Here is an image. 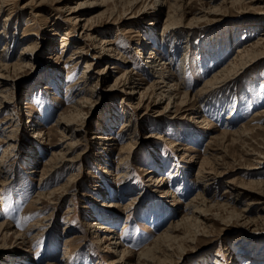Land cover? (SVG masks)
Instances as JSON below:
<instances>
[{"label": "rangeland", "instance_id": "374dc122", "mask_svg": "<svg viewBox=\"0 0 264 264\" xmlns=\"http://www.w3.org/2000/svg\"><path fill=\"white\" fill-rule=\"evenodd\" d=\"M12 1L10 10L8 6L4 11L0 9V60L8 54V61L14 62L26 44L35 48V60L21 73L9 69L19 79L10 89L11 94L5 101L7 107L0 108V131L7 126L2 122L10 114L14 124L13 147L8 149L1 166L7 169V175L5 184L0 186V225L8 226L6 235H0V264H114L117 257L109 248L115 243H120L119 250L130 251L128 263L136 264L137 254L153 244L171 221L185 214L189 217L195 207L201 209L205 219L198 217L197 226L190 220L174 234L175 243H167L173 250L170 264H248L250 255L264 252V118L253 117L264 109L263 55L224 90L212 92L208 102L192 99L190 111L177 105L176 109L163 111L168 100L163 98L156 104L150 86L154 77L142 69L145 62L143 57L138 58L136 50L144 47L154 30L155 40H150L153 51L161 61L169 59L174 50L173 37H166L163 43L157 36L164 26L166 7L156 20L151 15L153 0L133 3L122 0L113 17L108 18L112 1L101 5L102 0H88L89 4L97 5L68 14V8L74 9L85 0L58 3L45 0L41 8L34 10L37 15L32 18L30 10H20L29 0ZM202 2L206 1H175L180 10H172L175 14L170 13L171 20L174 18L178 23L192 18ZM221 2L216 0L211 5ZM181 4H187V15H181ZM142 6L147 10L139 15ZM262 7V3L254 8L245 3L228 5L191 24L192 34L176 43L173 57L175 70L187 49L183 89L188 97L227 64L234 50L246 40L245 36H248L246 42L252 43L264 34ZM8 11H12L10 18ZM129 12L134 15L122 16ZM6 18L9 19L7 27ZM66 18H92L89 23L93 22L96 30H85L82 22L76 25L66 22ZM53 30L57 35L51 38ZM67 31L71 33L69 46L61 50V36ZM89 33L92 37L98 36L101 42L111 40L119 53L117 61L93 59L99 52L90 47L91 40H84ZM26 35L29 37L24 40ZM75 48H82L80 52L85 56L62 64ZM144 48L145 53L147 47ZM210 59L214 60L213 66ZM87 63H92L86 71L88 84L81 79ZM106 66L114 68L106 80L97 81L96 73L103 72ZM128 71L141 83L135 90L137 94L132 96L117 93L112 87L117 78L125 81ZM49 77L51 80L47 82L45 79ZM38 83L45 85L46 90L41 85L37 87ZM75 88L88 90L84 93ZM80 100L81 107L76 104ZM60 114L74 118L84 129V133L72 138L79 144L69 157H78L39 180L51 153L63 152L65 142H59L63 134L70 137L69 133L62 134L55 128ZM228 116L232 119L226 121ZM202 118L205 122H198ZM234 131L239 133L232 134ZM35 132L40 133V138H34ZM221 132L228 135L223 137ZM97 136L111 141L96 140ZM126 144L132 148L120 155ZM5 148L6 144L0 141V156ZM199 164L204 172L202 182L197 174ZM70 175L72 179L65 186ZM1 176L3 181L4 175ZM155 178L166 179L169 195L151 181ZM228 182L233 187H243L239 189L242 196L237 200L229 198ZM98 189L108 195L103 199L95 193ZM52 191L56 193H48ZM197 193L200 198L186 210L185 206ZM38 194L43 196L36 202ZM102 200L113 206L101 211L106 220L99 222L114 232L98 233L101 242L96 243L97 233L88 230L86 224L96 219L95 206ZM153 204L159 208L155 217L150 215ZM155 218L161 222L157 226L153 222ZM38 220L42 222L36 230L28 229L30 223ZM193 232L196 236L190 235ZM192 237L194 240L189 243L183 242ZM66 248L68 258L62 263Z\"/></svg>", "mask_w": 264, "mask_h": 264}, {"label": "bare ground", "instance_id": "6f19581e", "mask_svg": "<svg viewBox=\"0 0 264 264\" xmlns=\"http://www.w3.org/2000/svg\"><path fill=\"white\" fill-rule=\"evenodd\" d=\"M43 1H45V0H29V1H27L26 3H24L20 7L21 8L20 10H22V11L30 10L29 14L33 18V17H35L37 15V13L35 15L34 10H38L39 7L42 5ZM59 1H61V0H55V2H57V3ZM110 1H112V5L110 7H108V10H107L108 12H110L108 14V18L109 17H113L114 10L116 9L117 4L121 3L122 0H102L101 5L104 4V3L110 2ZM170 1H172V0H153L152 4L154 5V7L153 6L152 7L154 8V12L151 13V15H152V17L154 19L157 20V19H159V16H161V14L163 13L162 12L163 8L164 7L167 8V10H166L167 11L166 12V18H165V21L163 23L164 26H162V30L160 31V34L157 35V36L160 38L159 40L161 42H163V43L166 42V40H165L166 37L167 38L173 37V41H174L173 42L174 43L173 53L172 54L170 53L168 55L169 59L166 60L165 62H163V61H161L159 59V57L153 51L152 44L150 42V40H153V41L155 40L154 38H155L156 34H155L154 30H151L153 32H151L149 34V36H148L149 38L144 42V47H147L146 52L145 53L143 52L144 49H145L143 47L141 50H136V53L138 54V58L143 57L142 61L145 62V66L142 67V69L146 73H148V75H152V77H154V80H153V82L151 83L150 86H152V88H153V93L152 94H154L156 96V101H157L156 104H159L160 101L164 98V100L167 99L168 102H167L166 106L164 107L163 111H167V109L170 110L173 107L176 109V105L180 106V109L185 107L184 111H190L191 110V103H192L191 100L192 99H195V102H198V103H200L202 101H205V100L207 101L208 99L211 98V93L212 92L216 93V91L218 92V91L224 90L223 88L224 87L226 88L228 86V84L233 79L237 78L240 75L241 72L243 73V72H245L244 70L248 69L249 67L254 66L255 65L254 61H257L258 59H260V55L264 56V34H262L261 37L259 36L258 39L255 42H252V43L246 42L248 36H245L246 40H243L244 42L241 43L240 47L234 50V54L228 59L227 64H224L218 71L214 72L209 79L205 80L204 83L194 92V94H192L193 96L191 98L187 96L188 95L187 92H185L184 89H183V88L186 87L184 85L183 81H184V77L186 75L185 65H186V60H187V56H188L187 49L185 50V52L183 53V55L179 59L177 68L175 70H173V68H174L173 66L175 65V59L173 57H174V54H176L175 52H176V49H177V46H176L177 44L176 43L178 41H180L181 39H184V37L187 40V37L192 34L193 30L191 28L192 27L191 24L193 22H197L199 20H202V19L206 18L207 16H211L213 13H215L217 11H221V9H223L224 7H226L228 5L230 7H233L234 5H240V4H244L245 3L246 5H249V7H253L254 8L255 5H257L259 3H262V6H263L262 7V9H263V13L262 14L264 15V0H243V1H237L236 0V1L229 2V3L226 2L225 0H222V2L217 4V5H211L216 0H205L206 2H202V6H200V8H198V11L196 12V14H194L195 16H193L192 18L187 19L185 21L182 20L181 22H178V23H177V21L174 18H173V20L176 21V23H174V21L171 20L172 19V16H171L172 13L171 12H173L174 10L176 11L177 9H179L180 5L179 6L175 5L176 4L175 1H177V0H173L172 3ZM131 2L133 3V2H136V1L135 0H131ZM131 2L128 1V3H131ZM12 3H13L12 0H0V9H1V11H4L6 6H8L7 9L10 10L11 9L10 5H12ZM95 5H97V4H95V3H90L89 4L88 0H85V2L79 4L74 9H69L68 8V14H72V13H75V12H80V10H83L86 7H93ZM186 7H187V4L186 5L185 4L184 5L181 4V8H182L181 9V12H182L181 15L182 16L187 15V13H188L186 11ZM110 8H112V9H110ZM141 9L142 10H140L138 12L139 15H143L144 13H146L147 9H146L145 6H142ZM11 12L8 11L7 17L9 16V18H10ZM127 15H130L129 17H132L134 15V13H133V15H132V12H129L127 14L125 13L124 15L122 14V16H127ZM181 15H179V16H181ZM79 17H81V16H79ZM8 20L9 19H7V18L4 20V22L6 23V27L9 25ZM91 20H92V18H90L88 20L80 19V18H74V19L66 18L65 19L66 22H70V23H73V24H76V25H79L82 22L83 23L82 27L85 30H89L91 32H95V30H96V27L94 26L95 24L93 22L89 23ZM171 21H173V22H171ZM126 32L132 33L133 30H126ZM51 33H52V34H50L51 38H53L54 36L57 35V33L54 30ZM6 34H7V32H5V35ZM29 35L24 36L23 37V38H25L24 40H27ZM70 39H71V33L70 32L67 31L64 34H62V36H61V45H60V49L61 50H64L67 46H69ZM84 40L86 42H87V40H91V42H90L91 44H89L90 47L92 46V49L98 50V52H99L98 55H93L92 56L93 59H107V60H110V61H117L118 58H116V56L119 53L116 51L115 46L113 45L111 40L110 41L102 40V42H101V40L98 38V36L92 37L90 35V33L88 35L85 34ZM48 42L51 43V40H49ZM188 44H189L188 41H186L185 42L186 48H188ZM34 49L35 48L32 46V44L23 45L22 50L19 53L18 58L14 62L8 61L9 58H10L8 56V54H4V55L1 56L0 69H2L4 71V72L0 71V108L1 109H4V108L7 107L6 102L8 100H6V99L9 96V94H11L10 89H11V87L14 86L15 81L19 79L17 74H13V73L11 74L9 69L10 70L17 69L16 71L18 73H21L25 69H28V67L30 65L29 63L35 60V56H33ZM80 50H83V49L80 48ZM80 50L78 48H75V50L72 53V56L68 57L66 60H62L61 61L62 64H67L69 62H75V60H77L78 58L84 57L85 56V55H83L84 52L83 51L80 52ZM78 54H80V55L78 56ZM211 63H214V60L210 59V65L213 66ZM142 64H144V63H142ZM91 65H92V63L85 64L84 71L82 73L83 75L81 76V79H84L85 83L88 82V80H87L88 75L86 74V71L91 67ZM104 68L105 69H104L103 72H97L96 73V80L97 81L103 82L104 80H106V76L108 77L110 75L111 70L114 67L106 66ZM107 70H109V71H107ZM251 70H252V68H251ZM130 73H131V71H128L126 73V76L128 78L126 77L125 81H123L122 78H117V79L114 80V83L112 84V87H114V89H115L114 91L115 92H117V93L118 92L126 93V94H128V96H132L133 94H137V93H135V90H138L140 88L141 83L140 82L137 83L135 81V79L132 77V75H130ZM45 80L48 82L49 80H51V78L49 77V78H46ZM81 82H83V80H81L79 83H81ZM76 84H78V83H76ZM39 85L43 86V88H41L42 90H46V86L45 85L38 83L37 87ZM86 89L87 88H84V89L82 88L80 90L79 88H75L76 91L84 92V93L87 92L88 89L87 90ZM126 89H128L130 91L126 92L125 91ZM85 90H86V92H85ZM141 96H142V93H140V97ZM81 100L83 101V99H81ZM81 100L76 102V104L79 107H81V103H82ZM8 103H11V102H8ZM83 107H85V106H83ZM174 112H176V111H174ZM234 112L236 113V108H235ZM192 114H194V113H192ZM10 115L4 118L2 123L3 124H7V126L4 127L0 131V136H2V139L0 141L2 143L6 144V148L3 150V152H2V154L0 156V177H2L1 175H4V177H3L4 180L0 181V186L1 187L5 184L6 175H7L5 173L7 169L6 168H1V166H4L3 162H4V159H5V156L7 154L8 149L10 150L13 147L12 146V143H13L12 141H14V139H13V133H14V126L13 125L14 124H13V122H11L12 119H13V116L11 117ZM77 115H80V112L77 113ZM253 117L256 120L263 119L264 118V109L261 110L260 112L254 113ZM231 119H232V116H228L226 118V121L227 120H231ZM198 122H205V119L202 118ZM27 123H32L31 125H33V122L27 121ZM55 125H56L55 128L59 129L62 134L64 132L69 133L70 137L68 138L65 134H63V139L61 141H59L60 143L65 142V146L63 147V150H62L63 152L59 151V152L51 153V157L49 158V160H47V162H45V164H44L45 166L41 170V175H40L39 180H41L46 175L47 176H51L52 173L55 172V170H57L59 167H61L64 162H66V163L67 162H75L76 158L78 157V155H77L75 157V159H74V158H71L69 156L72 153L73 149L76 148L78 146V144H79L78 140L74 142V141H72L73 140L72 138L75 137L77 134L84 133L83 132L84 129L82 128V126L79 125V124H76L74 122V118L69 117V116H62L61 114L59 115L58 119L56 120ZM234 133L237 134L239 132L234 131L232 134H234ZM33 134H34L33 135L34 138H36V139H37V137L40 138V136H41L40 133H38V132H35ZM221 134L220 135L224 137L227 134V132H225V133L221 132ZM46 137H47V135L45 136V138ZM97 139L101 140L102 142L111 141L110 138L109 139L108 138L104 139V138L99 137V136L96 137V140ZM30 140H32V138H30ZM131 148H132L131 144H126V147H124L121 151H119L120 155L122 153L129 152V150ZM107 152H109V151H107ZM124 158H126V156ZM200 164L202 165V162ZM200 164H199V169H198L197 174H198V178H200L199 179L200 182H202L201 180L204 179V177L202 176L204 172H202V170H201L202 168H200L202 166ZM147 174H150V172H147ZM71 179H72V175L68 176V178L66 179V184H64V185L66 186L67 183ZM155 179L151 180V181L156 183V186H159L160 188H162L164 190L163 193L165 195H169V191L167 190L166 179H164V178H155ZM205 181H206V179H205ZM250 182H252V181H250ZM230 183H232V182H230ZM228 185H230L229 182H228ZM230 186L231 187L229 189H230L231 192H230V195H229L230 197L229 198L237 200L240 196H242V193L239 191V189H243V187H233L232 184ZM54 191L48 192V193L49 194L50 193H52V194L56 193ZM97 192L102 195L103 199H104V197H106L108 195L107 193H105V190L98 189L97 191H95V193H97ZM226 192H228V191H225L224 193H226ZM42 196H40V194H38L35 201L37 202V200L41 199ZM199 196L200 195L198 193L195 194V196L190 200V202L187 203V205L185 206V209L189 210V208H191L193 206V205H191V202H193L195 199H198ZM96 202L98 203V201H96ZM194 202H196V201H194ZM98 204L95 206L98 209V212H97L98 215L96 214V219L91 221V222H88V224H86V227H87L88 230H91L94 233H97L96 234L97 236L95 238L96 239V243H100L101 242V236H98V233L110 234V233L114 232L112 230V228L104 227V226H102L101 222H99L100 220H102V221L106 220L105 218L102 217L104 215L101 213V211H106L105 210L106 208H110L113 205L111 206L109 204H106L104 200L100 201ZM199 204H201V203H199ZM199 204H197V205H199ZM153 205H154L152 207L153 212L150 215L155 217L156 214L159 213V208L155 204H153ZM200 211H201V209H199V207L198 208L195 207L194 210H192L189 213V214H191L189 217L188 216L186 217V214H185V215L181 216V218L179 220L171 221V223L168 225V227L166 229H164L158 235V237L155 238V240L152 241V242L155 241L153 244L145 247L144 249H146V250H144V251L141 250L137 254V256H136V264H141V262H143L142 264H170L169 263L170 262V257H171V255H173V250L170 247V244H167V243L176 241V235H174V234L178 233L182 229V227L184 225H186V223L189 222L190 220L192 221L194 226L195 225L197 226V224L200 223L198 221V217H202V219H205V218H203V216L205 217V215L201 214ZM195 214H196V216H195ZM41 222H42L41 220H38V221H34V222L30 223L28 229H30L32 227L33 229L36 230V228H38V226L40 225ZM153 222H154V224H156V226L161 223L159 218H157V219L155 218L153 220ZM7 226L8 225H0V235H2V237L4 235H6ZM190 232H192V231H190ZM38 234H39L38 232L36 234H34L32 236V239H34ZM186 235H188V234H186ZM190 235H193V236L195 235L196 236V234L194 232L192 234H190ZM184 238H187V236L184 237ZM192 240H194V237H192V238H190L188 240H183V242L189 243ZM177 241H178V239H177ZM117 244H120V243H117ZM117 244L115 243V244H113V247L109 248V249H111V252L113 254H115L116 257H117V259L115 261H113V263L117 264V263L121 262V264H129L128 263V259L131 257V252L127 251V250H124V249H120L119 250L120 246L117 245ZM243 250H248V249H243ZM242 252L246 253L247 251H242ZM249 253H251V252H249ZM261 254H262V256H261ZM261 254H259L258 256L256 254L255 255L254 254L250 255V261L247 262V263L248 264H264V259H263L264 252H262ZM158 255L162 256V257L159 258ZM67 258H68V251H67V248H66L65 252H64V255L61 258L62 263ZM215 263H217V262H215ZM63 264H66V262H64Z\"/></svg>", "mask_w": 264, "mask_h": 264}]
</instances>
